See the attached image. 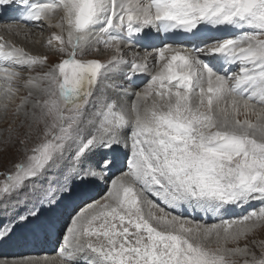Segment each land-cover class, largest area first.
I'll use <instances>...</instances> for the list:
<instances>
[{"label": "snow or ice", "instance_id": "obj_1", "mask_svg": "<svg viewBox=\"0 0 264 264\" xmlns=\"http://www.w3.org/2000/svg\"><path fill=\"white\" fill-rule=\"evenodd\" d=\"M0 23V244L56 238L12 264H264V0H0Z\"/></svg>", "mask_w": 264, "mask_h": 264}, {"label": "bare ground", "instance_id": "obj_2", "mask_svg": "<svg viewBox=\"0 0 264 264\" xmlns=\"http://www.w3.org/2000/svg\"><path fill=\"white\" fill-rule=\"evenodd\" d=\"M0 32H2V34L0 36H5L8 39H12L13 38L11 35H9V34H7V33H5L3 31L2 23H0ZM45 36H47V33L45 34ZM17 43H24V42L23 41L22 42L21 41H17ZM24 46L26 48L30 49L33 53H37V52H41L42 53V52L45 51V49H43L42 47L35 46V45L31 44V43H24ZM108 55H110V54H108ZM106 57H104V58H106ZM140 80H146V77H139L137 82H139ZM23 94H24L23 89H21V91L19 93V96L23 95ZM19 96H18V98H19ZM4 126H5L4 122L0 121V128H3ZM6 161H7V159L4 160L3 163H5ZM117 174H119V173H117ZM101 193L104 194L103 190H99V194H101ZM97 195H98V193H97ZM252 207H257L258 208L259 207V203L256 202L253 205L246 206V208L244 210L234 209L233 212L230 215H233V216L242 215L243 211L250 210ZM187 214L188 213H185V215H187ZM193 215H195L196 219H198V220L203 217V219L206 220L208 223L215 222L212 217L204 216V214H202V213H195ZM1 220L2 219L0 217V222H1ZM35 240H37L38 243ZM44 241L47 244H45ZM55 242H56V238L55 237H52L51 239L39 238V239H27L26 240V239L22 238L21 236L16 235L11 240H9L8 242L0 244V256H4V257L8 258V257H14L15 255H21L23 257L25 255H27V257L28 256H30V257L31 256H36L35 254H37V256L38 255H46V254L47 255H54L53 247L55 245ZM25 245H28V247L24 251L23 246H25ZM21 256H19V257H21ZM19 257L16 256V258H15V259H17L16 261L23 260V259H18ZM31 258H36V257H31ZM16 261H10L9 264H12V262H16Z\"/></svg>", "mask_w": 264, "mask_h": 264}, {"label": "rangeland", "instance_id": "obj_3", "mask_svg": "<svg viewBox=\"0 0 264 264\" xmlns=\"http://www.w3.org/2000/svg\"><path fill=\"white\" fill-rule=\"evenodd\" d=\"M2 34V32H0V35ZM22 42V41H21ZM108 54H110V53H107V52H105V53H103V56L101 57V58H104V57H106ZM95 55V54H94ZM18 96H19V93H18ZM17 99H18V97H17ZM16 157L15 156H13V158L12 159H15ZM9 167H11V162L9 161V160H7L5 163H0V172H3V171H5L7 168H9ZM0 179H2V177H0ZM103 194L101 193V194H99V191H98V195H97V199H99V197L100 196H102ZM0 217H1V222H5L6 221V219H7V217L6 216H2V215H0ZM36 242H37V240H35ZM34 241V242H35ZM32 242V241H31ZM38 243V242H37ZM44 243L45 244H47L45 241H44ZM26 244V243H25ZM28 247V245H25V246H23V249H24V251H25V249ZM29 254V253H28ZM36 256H31V257H43L44 255H38L37 256V254H35ZM16 256H21V255H15L14 257H4V256H0V261L1 262H3V261H8V262H10V261H16L17 259H15L16 258ZM28 257H30V256H28ZM27 257V255H25L24 257L23 256H21V257H19L18 259H25V258H28Z\"/></svg>", "mask_w": 264, "mask_h": 264}]
</instances>
